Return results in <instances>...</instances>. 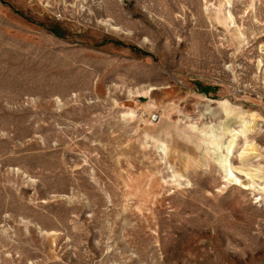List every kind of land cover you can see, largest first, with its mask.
<instances>
[{
  "label": "rangeland",
  "instance_id": "1",
  "mask_svg": "<svg viewBox=\"0 0 264 264\" xmlns=\"http://www.w3.org/2000/svg\"><path fill=\"white\" fill-rule=\"evenodd\" d=\"M0 264H264V0H0Z\"/></svg>",
  "mask_w": 264,
  "mask_h": 264
},
{
  "label": "bare ground",
  "instance_id": "2",
  "mask_svg": "<svg viewBox=\"0 0 264 264\" xmlns=\"http://www.w3.org/2000/svg\"><path fill=\"white\" fill-rule=\"evenodd\" d=\"M232 145V144H231ZM231 148V146H229ZM230 148L228 150H230ZM229 175H232V171H229ZM237 180V179H236ZM238 181V180H237Z\"/></svg>",
  "mask_w": 264,
  "mask_h": 264
},
{
  "label": "trees",
  "instance_id": "3",
  "mask_svg": "<svg viewBox=\"0 0 264 264\" xmlns=\"http://www.w3.org/2000/svg\"><path fill=\"white\" fill-rule=\"evenodd\" d=\"M51 30H53L55 33H57V31L55 29H51Z\"/></svg>",
  "mask_w": 264,
  "mask_h": 264
}]
</instances>
